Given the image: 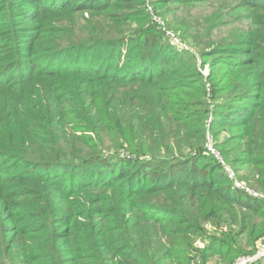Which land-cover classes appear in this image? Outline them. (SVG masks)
Listing matches in <instances>:
<instances>
[{
  "label": "trees",
  "instance_id": "16d2710c",
  "mask_svg": "<svg viewBox=\"0 0 264 264\" xmlns=\"http://www.w3.org/2000/svg\"><path fill=\"white\" fill-rule=\"evenodd\" d=\"M223 1L255 13V29L220 50L237 58L207 92L152 29L123 32L144 22V0H0V264H230L254 252L264 201L233 190L208 153L200 99L213 97L215 127H240L231 137H263L249 122L264 115V0ZM260 139L240 161L264 192Z\"/></svg>",
  "mask_w": 264,
  "mask_h": 264
},
{
  "label": "rangeland",
  "instance_id": "374dc122",
  "mask_svg": "<svg viewBox=\"0 0 264 264\" xmlns=\"http://www.w3.org/2000/svg\"><path fill=\"white\" fill-rule=\"evenodd\" d=\"M154 2L155 0H144V4L141 6L146 16L144 22L128 21L126 26H123V32L131 34L130 36L133 37L135 35H132V33L138 28L152 29L161 44H170L176 52L189 58L195 64L194 76L190 79V82H204L207 92L213 89L212 83L218 86L223 84L222 74L226 70L225 64L237 57H232L231 52L228 54L219 52L223 48L239 45L238 41L244 38V34L255 29L253 19L257 15L248 10L235 8L234 5L223 0H175L170 1L168 5H160L158 2ZM98 26L100 29L105 30L110 27L107 21L98 23ZM231 41L235 43L226 44ZM188 92L191 97L189 98L186 95V99L190 102V105H187L186 108L191 109L194 107L192 98L196 95V91L188 90ZM216 97H219V95L216 94L214 98ZM212 98L208 94L205 99H200L202 101L207 99L209 103L208 106L203 107L208 110V119L205 124L203 123L206 142L219 151L225 164V172L230 176L228 183L232 189L240 190V187H237L240 184L250 191L247 194L249 197L264 201V192L244 179L247 169L243 161H240L249 160L252 155L259 156L254 141L256 142V138L264 140V133L263 137L236 139L237 135L231 137L228 131L236 132L241 130L240 127H233V129H230V127H215L221 117H216L213 113L215 106ZM256 120L257 116L251 119L249 129L257 130L258 126H264V115L260 117L258 124ZM217 125L219 126L220 122ZM213 130H216V135H214ZM261 236L262 234L260 238ZM260 238L256 239L252 250H255ZM200 242V240L196 242L198 246H202ZM256 263L264 264V257H261ZM210 264L228 263H224L215 257Z\"/></svg>",
  "mask_w": 264,
  "mask_h": 264
},
{
  "label": "built area",
  "instance_id": "2783aa9c",
  "mask_svg": "<svg viewBox=\"0 0 264 264\" xmlns=\"http://www.w3.org/2000/svg\"><path fill=\"white\" fill-rule=\"evenodd\" d=\"M206 146H207V151L208 153H210L215 160H217L218 162H220L221 164L224 165L223 161H222V157L219 154V151H217L210 143L206 142ZM225 167V165H224ZM227 173V172H226ZM228 174V173H227ZM229 176V174H228ZM230 177V176H229ZM231 179V178H230ZM237 187H240L239 189H243V191H245L247 194L250 193V191L241 186L240 184L237 185ZM264 257V234L261 236L254 252L252 254H247V255H241L238 256L237 258H235V260L230 263V264H257L256 262L261 258Z\"/></svg>",
  "mask_w": 264,
  "mask_h": 264
}]
</instances>
